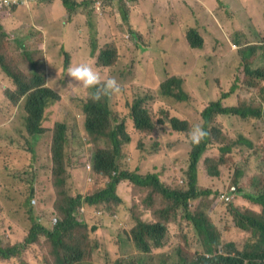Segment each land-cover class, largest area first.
Wrapping results in <instances>:
<instances>
[{
    "label": "rangeland",
    "instance_id": "374dc122",
    "mask_svg": "<svg viewBox=\"0 0 264 264\" xmlns=\"http://www.w3.org/2000/svg\"><path fill=\"white\" fill-rule=\"evenodd\" d=\"M130 1L122 3L121 0H101L100 4L95 6L93 0H81L80 3L83 4L74 17L81 19L77 30L81 35L80 44L84 51L71 58V66L94 62L95 67H99L96 64L99 55L98 37L107 38L106 43L102 44V49L110 47L116 52L115 64L110 69L98 68L105 78L115 77L122 85L119 94L108 95L100 100L106 102L109 108H113L114 101L118 100L122 108L117 109H122L127 114L125 98L128 97L126 103L142 99L154 118L163 116L165 111L171 114L173 112L189 123L190 131L193 125H203L202 112L211 102L221 100L225 107L250 108L264 103V90L260 95H256L255 88L248 89L246 79H249L250 75L244 73L245 70L253 72L264 68V0H244L248 5L243 11H240L239 2L232 6L233 0H218L219 5L215 3L216 0ZM37 2L22 6L25 8L23 13L28 22L42 28V23L36 16V8L31 7ZM42 7L47 10V0L44 5L42 2L39 4L41 10ZM132 13L135 20L132 19ZM51 16L56 21L58 16ZM125 16L127 18H124ZM3 23L10 33L17 27V24L11 26L5 19ZM71 24L72 20L69 22V25ZM191 27L198 28L204 38L201 49L191 50L186 44L185 31L193 29ZM9 41L11 44L6 40L2 51L7 56L6 63L10 66L7 70L21 71L27 79L34 71L31 67L33 62L43 64L42 67L47 70L49 87L60 95L61 101L48 114L46 125L55 127L57 123L66 124L70 141L66 154L70 155L72 160L67 162L65 179L54 181L48 152L51 132L37 139L27 134L22 105H13L5 96L6 91L13 87L15 89V86L0 75V175L5 174V169L11 172L22 168L27 170L22 173L23 177L28 179L24 198L27 187L30 186L42 193L40 199L32 197L36 202L32 203L31 198L30 204L39 217L38 221L51 226L52 218L57 216L49 205L55 203L58 194L91 195L101 190L107 182L106 178L97 176L90 177V181L86 173L88 170L79 162L81 158H87L86 156L92 153L91 145L77 146V143L91 140L84 129L85 116L82 111L83 104L90 99L88 92L78 82L72 81L68 72L66 75L65 68L69 60L62 50L59 53L42 54L26 47L25 54L19 52V56L14 57L10 55L12 49L21 51L23 44H20V48L15 37ZM55 41L60 43L61 37H55ZM179 75L185 76L190 87L187 91L189 99L185 102H176L174 97L160 92V87L165 81ZM253 80L264 85V77L258 78L255 75ZM223 94H228V97L223 98ZM113 115L118 120L123 119L119 112ZM263 115L264 112L261 119L250 118L251 122H246L241 117L218 115L215 124L223 129V132L214 140L213 145L208 143L211 146L198 162L200 189L208 188L213 193L209 199L208 210L212 223L220 232H224L222 243L233 242L240 250L246 244L249 233L234 226L230 211L232 205L245 204L242 201L245 195L243 193H255V185L264 182ZM111 118L114 126L113 116ZM124 119L125 130L131 135L132 143L130 138L129 143L123 144L127 151L121 156V168L141 176L158 174L157 172L162 171V166L172 167L173 172L165 174L164 179L172 176L175 187L184 189L191 168L190 154L194 147L187 139L186 134L189 131L182 136L166 133L160 137V142L148 140L152 153L162 152L155 161V155L145 161L140 149L136 150L138 136H132L133 122L127 116ZM167 127L168 125L162 127L159 133L164 134ZM207 131L211 132V126H207ZM239 133L247 137L252 143L251 147L238 141ZM203 142L207 143L208 137ZM97 144L100 148L109 147L106 141H99ZM151 144H158L157 152L152 151L156 145ZM222 148L226 150L223 151ZM207 158L217 161L220 170L218 178H212L206 173L204 162ZM88 163L91 166V163ZM7 177L9 176H0V185L11 183V180L5 182ZM232 185L238 188L237 200L229 204L220 201L219 196ZM117 192L125 204L119 207L117 212L97 209L104 213H97L102 215L101 218L91 219L88 224L93 229L92 239L82 235L92 250L89 251L88 248V259L78 264H146L139 262L142 256L133 252L125 233V230L130 231L135 224L132 219V195L135 194L132 184H128V187L126 183L123 187L119 184ZM19 198L20 195H17L10 200L8 191H0V213L3 215V218H0L2 246L22 243L30 226L27 211L17 205ZM200 203L201 200L189 201V210H195ZM154 205L155 208L163 206L158 198ZM85 207L91 210L90 214L96 213L94 206ZM183 214L184 211L180 208L175 215H170L167 223V235H170L168 245L156 248L151 243L154 248L150 255L153 264H172L179 254V247L188 249L195 257L205 254L193 226L182 219ZM158 217L162 219L161 215ZM13 220L19 221L22 226L13 224ZM10 225H13L14 231L9 229ZM78 238L81 239V236ZM32 247L38 246L35 244ZM26 258L32 264L37 262L35 254L30 251L26 253ZM21 260L22 258L13 259L12 262L4 261L1 264H20Z\"/></svg>",
    "mask_w": 264,
    "mask_h": 264
},
{
    "label": "trees",
    "instance_id": "16d2710c",
    "mask_svg": "<svg viewBox=\"0 0 264 264\" xmlns=\"http://www.w3.org/2000/svg\"><path fill=\"white\" fill-rule=\"evenodd\" d=\"M68 14L74 13L77 8L83 3H77L73 0H61ZM135 1V0H133ZM5 14H0V70L12 79L16 86L14 90L6 91L5 95L15 103L19 100L23 102V112H25V130L27 134L35 139L51 132L49 141V159L51 167H53L52 175L54 181L60 182L65 179L67 162L72 160L70 155L66 154V149L70 145L67 136V126L64 123H57L55 127L46 125L48 114L61 101L60 95L54 90L45 86L46 76L43 73L34 71L32 76L27 79L18 71L7 70L10 67L6 63L7 56L2 53L5 48L6 33L1 26V18ZM185 41L191 50L201 49L204 44V38L198 31V28L186 30ZM113 43V42H112ZM21 48V46L19 45ZM21 51L12 49L11 56L17 57L19 52L26 53V46L22 45ZM116 61V52L110 47L104 48L96 61L99 67L105 66L110 69ZM245 67L242 69L244 70ZM110 73V70H109ZM249 73L247 88H255L256 95H260L264 90L263 84L254 82L253 77H260V72L245 70ZM190 89L187 79L184 75L175 76L165 81L160 92L167 96L175 98L176 102H185L189 99L187 91ZM233 92V90H230ZM235 93H233L234 95ZM228 94H223V98H227ZM125 104L127 114L124 113L123 119L118 120L114 117L106 102H92L91 100L83 104V114L85 115L84 128L87 136L91 138L84 143H77V146L84 147L91 145L90 151L85 158L80 159V164L86 166L88 161H91L92 170L87 172V177H104L107 182L102 186V189L94 194L76 196L57 195L55 203L52 202L49 208L57 217H53L51 226H46L38 221L33 206L30 204L32 197L40 199L42 193L33 188L27 187L24 198V190L26 188L27 178L23 177L22 173H26L23 168L14 172L4 170V175L9 176L5 182H10L9 185H0V191H8L10 200L15 196L20 195L18 199V207L26 210L30 226L25 234L22 243H12L2 246L0 240V264L4 261L12 262L13 259H20V264H32L27 261L26 253L30 251L37 258L36 264H78L88 259L89 251L92 247L86 243L85 237L91 238L92 230L86 220L76 221L75 215H81L77 209L81 206H94L95 212L97 209L104 208L107 211L117 212L118 208L125 204L124 199L118 194L117 187L119 184L126 187L132 184V219L135 224L130 231H126L127 241L131 244L133 252L141 255L139 262L153 264V259L150 256L153 251V246L160 248L163 245H168L170 235H167L170 215H175L177 210L182 208L184 211L182 219L189 222L200 239L204 248L205 254L200 257H195L186 248L179 247L178 255L172 264H264V182L255 185V193H243V202L245 204L234 205L231 209V217L234 226L244 232L249 233V238L243 249H239L233 242L222 243L224 232L213 225L204 215V208L209 203V199L213 196L210 189L198 190V162L202 153L206 149V145L202 144L199 148L194 146L193 158H190L191 168L186 180V189L182 190L175 187V184L164 182V173L173 172L172 167L162 166L161 174H147L141 177L135 173H129L121 168V156L127 151L123 144L129 143L131 135L125 130V119L127 116L132 120L134 128L132 132L139 135L140 147L142 151H146L149 141L160 142L159 130L168 125V129L177 132L178 136H182L190 129L187 121L181 119L173 112L165 111L163 116L154 118L151 112L144 106L142 99H136ZM255 108V109H254ZM254 108L250 107H225L220 101L211 102L208 107L202 112L203 128L207 131V126H211L210 134H221L223 129L217 127L215 122L218 120V115L226 117L243 118L246 122H251L250 118H259L264 112V103L257 104ZM113 116L114 126L112 123ZM264 122V115L262 117ZM99 141H106L108 148H100L97 144ZM238 141L243 142L246 146L251 147L252 143L247 137L238 135ZM156 145V144H151ZM158 145V144H157ZM157 145L154 149H157ZM221 150L225 151V148ZM192 159V160H191ZM87 161V162H86ZM192 161V164H191ZM74 167V166H73ZM205 171L210 177L218 178L220 170L215 159L205 160ZM172 177V176H170ZM29 182V181H28ZM29 184V183H27ZM161 200L163 206L155 208V200ZM36 202L35 198L31 199ZM201 200L199 206L191 211L189 210V201ZM110 206H113L111 208ZM2 208L0 207V212ZM90 219H94L96 214H85ZM161 215L162 219L158 217ZM144 217V218H143ZM0 218H3L0 213ZM56 219L54 221L53 219ZM13 224L22 226L19 221L13 220ZM11 231H14L13 225L9 226ZM81 236V239L78 237ZM184 238V235H183ZM185 240V238H184ZM186 241V240H185ZM153 246H152V244ZM38 246L33 248L32 245ZM187 244V242H186ZM33 248V249H32Z\"/></svg>",
    "mask_w": 264,
    "mask_h": 264
},
{
    "label": "clouds",
    "instance_id": "9594fccd",
    "mask_svg": "<svg viewBox=\"0 0 264 264\" xmlns=\"http://www.w3.org/2000/svg\"><path fill=\"white\" fill-rule=\"evenodd\" d=\"M1 1V0H0ZM37 1H40V0H35V1H32V2H28V3H25V4H21V5H9V7H4L0 10V14H5L6 11H11L12 9H17V8H20L22 6H25L26 4H29V3H34V2H37ZM77 3H80V1L78 0H73ZM100 1L101 0H93V3L95 4V6H98L100 4ZM124 1L126 2H131L130 0H121V2L123 3ZM138 0H135L132 2H137ZM220 4V3H219ZM248 5V3H247ZM247 5L244 6V9L247 8ZM133 9V8H132ZM78 10V8H77ZM76 10V11H77ZM76 11L72 14H68L69 17H75L77 15ZM68 13V12H67ZM134 15L132 13V19H133ZM4 18V17H3ZM124 18H127L126 16ZM246 18V17H245ZM135 20V18L133 19ZM2 26V25H1ZM133 26V25H132ZM193 28V27H191ZM185 35H186V31H185ZM106 40L107 38L105 37L104 38V43H106ZM101 41L99 40L97 42V46L98 44L100 43ZM108 43L110 41H107ZM103 43V44H104ZM235 44V43H234ZM103 48V46H102ZM101 48V49H102ZM103 50V49H102ZM100 50V52L102 51ZM99 52V54H100ZM65 54V57L66 59L69 60L66 68H65V71H66V75H67V72H68V76L71 78L72 81H75V82H78L80 86H82L87 92H88V97L89 99L92 101V102H99L103 97L105 96H108V95H116V94H119L122 90V85L118 82V80L115 78V77H107L105 78L100 69L96 68L95 65H94V62H87V63H79V64H76V65H73L71 66V56L64 53ZM99 56V55H98ZM98 58V57H97ZM67 62V61H66ZM73 64V63H72ZM43 64H39L37 62H33L31 64V67L34 68V71H37V72H44L43 74L46 76V82L47 84H45L46 87L50 88L49 87V81H48V76H47V70H45L43 67H42ZM104 68H106L105 66H103ZM33 71V72H34ZM15 72L18 73V70H16ZM21 72V71H20ZM261 74H260V77L259 78H263L264 77V68L261 67L259 69V71ZM22 73V72H21ZM9 78V77H8ZM251 78V77H250ZM11 81L12 79L9 78ZM252 79V78H251ZM13 83V81H12ZM14 85V83H13ZM15 86V85H14ZM16 87V86H15ZM51 89V88H50ZM9 90H14V87L13 88H10ZM53 90V89H52ZM91 90V91H89ZM8 91V90H7ZM56 92V91H55ZM6 96V95H5ZM23 101L22 100H19L15 103H12L13 105H20ZM118 107H121V102H119L118 100H115L114 101V104H113V108H109L113 113H116V112H119V116L123 118V115H124V112L122 109H117ZM82 111H83V107H82ZM85 116V115H84ZM112 116V115H111ZM85 121V120H84ZM85 129V128H84ZM86 132V131H85ZM168 133V134H174V133H177L175 131H172L171 129H169L168 131H166L164 133V135ZM87 134V133H86ZM133 135H137L138 136V143H137V147H136V150L137 149H140V151L143 153L144 155V160H150L152 156L155 155V158L153 159L154 161L158 158V156L161 154L162 151H159L158 153H152L150 151V147H148V143H147V148H146V151H142L141 147L139 146L140 141H139V135L138 134H135L132 132V136ZM187 135V139L189 140V142L196 146V148H199L202 144H205L206 142H203L205 138L208 137V142H207V145H206V149L205 151L207 150V148L211 145H208L209 144H214V140L218 138L219 134H210L208 131H205L202 124H196V125H193L191 130L186 134ZM86 138L84 137V140ZM131 143H132V137H131ZM199 146V147H198ZM161 147V145H160ZM193 150L194 148L192 149L191 151V154H190V158L193 156ZM152 151H155L157 152L158 150L157 149H154ZM204 151V152H205ZM135 152V151H134ZM204 152L202 153V155L204 154ZM134 154V153H133ZM202 155L200 157V159L202 158ZM199 159V160H200ZM207 159H212V158H207ZM132 160H133V155H132ZM206 160V159H205ZM91 163V161H88ZM86 163V166H85V169L88 170L87 172L91 171L92 170V164L90 166L89 163ZM205 164V162H204ZM130 173V172H129ZM134 173V172H132ZM158 174H161L162 172H157ZM136 174V173H135ZM167 174V173H164V175ZM164 175H159V176H163L164 178ZM145 175H141V177H144ZM214 178V177H212ZM90 179V178H88ZM170 180V182L173 183V178L172 177H166V179H164L165 181ZM91 181V179H90ZM198 181H199V178H198ZM168 182V181H167ZM187 183V182H186ZM185 184V183H184ZM186 184H185V188L186 189ZM182 189V190H184ZM197 189L200 191V190H204V189H200V186H199V183H198V186H197ZM239 197V191H238V188L234 185L232 186H229L227 191L222 193L220 196H219V200L224 202V203H233L234 201L237 200V198ZM244 201V200H242ZM32 203H35V201L33 200ZM209 205L210 204H207V206L204 208L203 212H204V215H206L207 219L209 221L212 222L211 220V217L208 213V210H209ZM234 206V205H232ZM77 211L81 214V215H75V219L76 221H82L83 219L86 220L88 223H90V218L85 215V214H90V211L91 210H87L85 205L84 206H81L77 209ZM97 213H104L102 210H98L95 214L99 217H101L102 215H98ZM92 215V214H90ZM98 218V217H96ZM54 221H56V219L54 218L53 219ZM214 225V224H213ZM242 231V230H241ZM244 232V231H243ZM247 233V232H245Z\"/></svg>",
    "mask_w": 264,
    "mask_h": 264
},
{
    "label": "crops",
    "instance_id": "0c3cea01",
    "mask_svg": "<svg viewBox=\"0 0 264 264\" xmlns=\"http://www.w3.org/2000/svg\"><path fill=\"white\" fill-rule=\"evenodd\" d=\"M220 1L216 0L215 3L219 5ZM41 2L44 5L46 0H40L31 7L36 8V16L40 19L43 27H37L24 18L23 11L25 8L20 7L17 9H12L10 12H5L4 18H1V25L3 28L5 27L3 23V20L5 19L11 26L17 24V27L11 31V33L5 27V39L10 43L9 40L14 39L15 37V39L18 40L16 43L17 45L23 44L34 51L42 52V54H52L54 52L59 53L62 50L63 53H66L70 55L71 58H73L75 54L83 52L84 48H82V45L80 44L81 35L77 30L79 21L81 19L69 17L61 0H47L48 8L46 10L42 7L43 11L41 8H39V4ZM238 2L240 11H243V8L245 5H247V2L244 0H233L232 6ZM51 14L58 16L56 21L52 18ZM70 20H72L71 25H69ZM58 36H60L62 40L60 43H58L59 40H57L58 42L55 41V37ZM85 38L87 39V37ZM104 38L105 37H98V41H104ZM103 43L104 42H100L98 44L97 54H99ZM15 55H17V57L19 56L18 54ZM0 75L12 83L6 73L2 72L1 70ZM123 186L124 185H122V187Z\"/></svg>",
    "mask_w": 264,
    "mask_h": 264
},
{
    "label": "built area",
    "instance_id": "2783aa9c",
    "mask_svg": "<svg viewBox=\"0 0 264 264\" xmlns=\"http://www.w3.org/2000/svg\"><path fill=\"white\" fill-rule=\"evenodd\" d=\"M35 0H1L0 10L4 7H9V5H21Z\"/></svg>",
    "mask_w": 264,
    "mask_h": 264
}]
</instances>
